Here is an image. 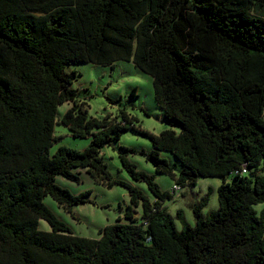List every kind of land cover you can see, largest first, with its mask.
<instances>
[{
  "label": "trees",
  "instance_id": "1",
  "mask_svg": "<svg viewBox=\"0 0 264 264\" xmlns=\"http://www.w3.org/2000/svg\"><path fill=\"white\" fill-rule=\"evenodd\" d=\"M120 60L152 76L165 118L181 129L144 132L148 160L179 190L138 170L132 149L120 155L153 200L114 177L101 155L136 129L133 118L89 117L71 87L78 73L66 70ZM65 102L73 106L57 120ZM57 123L89 145L52 153ZM161 151L174 155L178 173ZM263 161L264 0H0V264H264ZM78 169L131 196L125 221L98 239L74 234L44 202L51 195L69 210L85 202L88 192L56 183L58 175L78 181ZM200 177L223 179L219 208L206 218L196 208L195 225L178 230L165 204Z\"/></svg>",
  "mask_w": 264,
  "mask_h": 264
},
{
  "label": "rangeland",
  "instance_id": "2",
  "mask_svg": "<svg viewBox=\"0 0 264 264\" xmlns=\"http://www.w3.org/2000/svg\"><path fill=\"white\" fill-rule=\"evenodd\" d=\"M67 71L76 70L78 75L71 87L76 90L78 99L85 102L89 117L103 119L115 117L125 111L133 118L136 129H128L120 134L119 138L101 149V155L108 164L109 171L114 177L141 189L144 194L153 200L147 183L135 180L124 167L120 158L125 154V148L132 149L127 157L137 165V169L155 176V181L162 190L171 191L176 185L170 176L156 171L155 166L148 160L146 152L153 148L150 137L144 132L159 134L163 130L172 129L178 134L180 126L165 118L163 109L155 99L153 78L145 73L131 60H120L114 65H101L93 62L70 63ZM73 106L65 102L58 106L57 120ZM55 142L52 153L59 145L83 150L90 142V137H74L69 128L62 123L55 125ZM160 155L166 158L178 173L180 163L170 151H161ZM264 169V161L262 162ZM79 180L68 179L58 175L56 183L69 189L73 194L88 192L86 201L72 205L67 209L60 205L51 195L44 197L45 204L79 236L98 239L99 230L104 226L119 221H125L126 207L131 205L129 190L120 184L113 187L96 181L86 169H78ZM227 181L232 180V175L227 176ZM223 183L221 177H200L193 184L182 186L181 193L165 204L167 212L173 216L178 230L183 228L182 221L195 225V209L198 208L203 217L219 208V186ZM264 202L256 205L262 209ZM135 214L140 216L142 206L134 207ZM40 228L51 231L49 223L41 219Z\"/></svg>",
  "mask_w": 264,
  "mask_h": 264
},
{
  "label": "built area",
  "instance_id": "3",
  "mask_svg": "<svg viewBox=\"0 0 264 264\" xmlns=\"http://www.w3.org/2000/svg\"><path fill=\"white\" fill-rule=\"evenodd\" d=\"M246 171H247V170H246V165H243L242 173H246ZM236 172L238 173V171H236ZM173 190H175V191H176V190H179V187L176 186L175 188L172 189V191H173Z\"/></svg>",
  "mask_w": 264,
  "mask_h": 264
}]
</instances>
